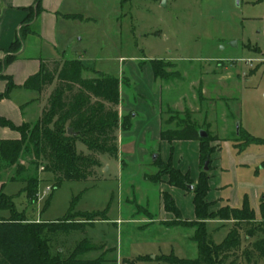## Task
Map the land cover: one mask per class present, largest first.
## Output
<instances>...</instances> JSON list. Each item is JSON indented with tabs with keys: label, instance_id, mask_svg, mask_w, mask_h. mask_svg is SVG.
Returning <instances> with one entry per match:
<instances>
[{
	"label": "rangeland",
	"instance_id": "1",
	"mask_svg": "<svg viewBox=\"0 0 264 264\" xmlns=\"http://www.w3.org/2000/svg\"><path fill=\"white\" fill-rule=\"evenodd\" d=\"M78 11L73 17L91 19L64 23L66 36L78 31L71 49L65 50L62 45L60 51L39 47L32 33L26 37L27 52H41L62 62L81 59L82 54V62L91 70L119 77L121 117H133L136 111L141 116L152 114L153 109L159 110L160 116L163 110L167 120L172 114L183 118L189 111L199 131L208 130L221 139L216 155L221 157L224 171L215 160L206 170L211 176V196L222 197L223 205L227 199L238 198L241 206L247 193L255 219L264 221V144L252 143L242 149L234 140H225L235 136L238 121L251 134L264 137V0H87ZM152 59L171 61L167 70L175 77L168 81L151 79ZM84 74L95 75L88 71ZM52 89L53 86L41 94L42 112ZM175 126L176 121L166 125ZM162 141L169 147L167 152L174 154L178 140ZM161 142L133 130L120 138L123 152L118 157L98 156L100 166L88 180H65L53 189V174L39 172L31 163L25 176L38 175L41 179L37 201L28 199L21 180L10 181L5 191L28 221L51 223L44 237L53 254L67 257L86 238L94 249L82 257H104L103 264H123L137 256L151 257L138 264H172L158 259L170 253L195 258L198 250L192 241L194 228L170 227L165 220H159L161 184L146 178V174L159 170L153 156L159 152ZM77 145L79 151L88 153L82 142ZM194 145L182 151V162L190 168L197 163L200 172L205 170V163H200L198 146ZM142 148L148 150L146 157L141 154ZM247 153L260 156L245 158L246 165L234 170L231 159L238 163ZM3 173L4 178L7 173ZM253 192H258L256 201L252 199ZM186 194L192 197L193 192L189 189ZM95 212H105L106 219L90 222L87 215ZM10 215V210L0 208V216ZM206 227L210 238L221 243L234 221L209 219ZM240 233V246L225 254L224 261L264 264V257L254 248L261 234L247 237V225L240 228Z\"/></svg>",
	"mask_w": 264,
	"mask_h": 264
},
{
	"label": "trees",
	"instance_id": "2",
	"mask_svg": "<svg viewBox=\"0 0 264 264\" xmlns=\"http://www.w3.org/2000/svg\"><path fill=\"white\" fill-rule=\"evenodd\" d=\"M25 24L20 30L12 51L5 61L16 57L24 40L29 34H38L33 25L36 17L42 12L41 0L31 7ZM154 78L168 81L175 77L167 70L173 63L165 59L150 60ZM93 72L94 76H85L84 72ZM15 84L9 82V89ZM26 88L44 93L45 89L53 86L48 102L41 117L34 124L24 122L15 125L11 120L0 116V124L9 126L20 132L16 139H4L0 142V174L12 172L11 177L26 182L25 191L31 202L37 201L41 179L38 175L25 178V172L30 164L35 163L37 169L49 172L54 176L53 189L59 187L65 180H88L95 168L100 166L101 154L114 157L119 155V132L128 131L133 126V119L129 115L120 116L118 106L121 103L120 79L96 69H90L81 59L61 60L45 59L40 71L29 78L24 85ZM161 111V139L170 142L174 140H197L200 143L201 164L209 160L218 145L213 142L221 141L220 137L206 130L207 136L200 135L199 126L191 118L189 111L186 116L179 118L172 114L167 120ZM168 112L172 113L171 109ZM176 121L174 128H167V124ZM239 133L227 140H234L235 145L244 149L252 143L264 144V137H258L245 130L240 121ZM71 127L73 133L68 132ZM82 142L88 153L79 151L78 142ZM29 163V166L26 163ZM159 166L158 172L146 176L156 183L168 178V183L189 190L188 185L194 184L188 173L175 168L171 161L164 162L160 155L153 161ZM264 167V161L262 162ZM210 175L202 170L198 183L194 184V205L197 219L185 220L174 198L168 192H163L164 207L173 212L175 218L166 221L170 227L182 225L194 228L192 241L197 243L198 256L195 258L178 257L174 253L162 255L158 259L172 264H228L224 255L241 244L240 228L247 225V237H254L258 233L261 238L254 242V248L264 257V221L255 219V211L249 201L241 207L223 205L217 211H210V203L206 200L210 190ZM0 208L8 209L11 215L0 218V264H103L104 257L83 258L85 252L91 251V243L84 239L67 257L60 253H51V247L44 231L48 226L44 222L28 221L24 213L16 209L13 197L0 191ZM73 213L67 217H71ZM65 217V218H67ZM90 222L106 219L105 212L87 215ZM233 220L234 227L228 232L221 243L213 241L207 231L206 223L209 219ZM71 223V222H69ZM69 225V224H68ZM51 226V225H49ZM48 226V227H49ZM71 224L70 227L74 228ZM53 229H51L52 231ZM151 257L137 256L127 259L123 264H138L139 261Z\"/></svg>",
	"mask_w": 264,
	"mask_h": 264
},
{
	"label": "crops",
	"instance_id": "3",
	"mask_svg": "<svg viewBox=\"0 0 264 264\" xmlns=\"http://www.w3.org/2000/svg\"><path fill=\"white\" fill-rule=\"evenodd\" d=\"M38 0H0V116L5 117L11 120L15 125H21L24 122H33L37 121L42 112L43 104L41 99V93L37 90L26 88L24 85L29 80L30 77L37 74L41 69L42 61L45 59H49L50 57H46L41 52L35 54H29L27 51L28 39H25L21 49L16 53V57L5 61V58L9 54H13L15 52L12 51V47L20 34V30L22 26L25 24V19L29 15L30 8L36 6ZM87 0H41L42 12L36 17L34 22V29L38 34H35L37 41L39 42V47H47L51 51H60L59 48L61 45L65 48V50L71 49L74 46V40L77 38L78 31L76 30V34L73 36H66V28L65 22L68 20H78L79 22H83L84 19L90 20V17H73L77 11L85 7ZM89 1V0H88ZM78 11V12H79ZM88 22V21H87ZM64 24V25H63ZM64 26V27H63ZM31 36V35H30ZM83 39V38H82ZM87 51V50H85ZM80 58L84 60V55L79 54ZM150 78H154L153 69L151 66V72H149ZM13 82L15 86L9 89V82ZM128 108V107H127ZM130 112H134L132 108H129ZM121 112L123 109L120 110ZM124 114V113H123ZM133 126L128 131H120L119 134V153L121 151L120 138L124 135H127L134 131H140L144 137L151 136L153 140H158L161 142V116L159 110H153L152 114L147 112L143 114V116L139 115V112L133 113ZM20 137V132L12 129L9 126H3L0 124V142L4 139H16ZM227 141V138H225ZM196 141V142H195ZM188 142V143H187ZM178 145L175 147V153L167 152L169 151V147L165 141L160 143L159 152L161 160L164 162L171 161L173 166L183 173H188L191 179L194 181V184L198 183L201 171L197 169V163L191 168L187 166V164L182 162V158L184 155L182 151L186 148L191 149L194 147V144H197L199 150V161H200V143L197 140H178ZM228 143V141L226 142ZM214 145H218L213 154L211 155L213 164L215 162H219V168L223 172L224 169L221 166V157L216 155V151L221 149V142L216 141L213 142ZM180 148L179 152L177 151ZM215 153V154H214ZM141 154L145 157L148 155V150L145 148L141 149ZM213 155H216L215 159H213ZM260 155H255L254 153H247L244 157V160L239 161L238 163L232 158V165L234 166V170H237V166L246 165L247 160L245 158L253 160L252 158H256ZM176 159H179L178 163ZM142 160V159H141ZM215 160V162H214ZM155 161V160H153ZM264 161V160H263ZM262 161V162H263ZM201 163V162H200ZM28 166V163H26ZM193 167V168H192ZM39 172H44L41 169ZM158 172V171H157ZM221 172V173H222ZM6 177H1L0 174V191H3L7 195L11 194L6 192L7 184L11 182H17L21 179H15L11 177V171L6 172ZM155 174V173H153ZM152 174H146V176ZM40 176V175H39ZM25 178H27L25 176ZM24 181V180H21ZM168 178L163 177V181L161 184V212L160 219L169 221L175 218V214L173 212L167 211L164 207L163 202V192H168L172 195L175 200L176 205L180 209L181 216L185 220L193 221L197 219L195 205H194V193L192 197H188L186 194V189L181 187H177L169 184ZM25 182V181H24ZM210 190L207 193L206 200L211 204L209 210L217 211L220 209L222 204V197L213 196L212 198V189H211V176L209 180ZM26 185V182H25ZM222 185V184H220ZM26 187V186H25ZM221 188V186H220ZM40 194V189H39ZM13 195V194H12ZM219 195V194H218ZM258 196V192L252 193V199L256 201ZM218 199H217V198ZM220 198V200H219ZM230 206L233 207H241L246 200L249 201V195L247 193L244 194V202L240 206V200L237 198L236 201L233 199H227ZM186 207V212H185ZM7 211L8 209H3ZM6 217V216H0ZM8 217V216H7ZM30 219V218H29ZM155 219V218H153ZM155 219V220H158ZM216 221H220L221 219H214ZM30 221L40 222L43 221L41 219H30ZM225 221V220H223ZM182 226V225H181Z\"/></svg>",
	"mask_w": 264,
	"mask_h": 264
},
{
	"label": "water",
	"instance_id": "4",
	"mask_svg": "<svg viewBox=\"0 0 264 264\" xmlns=\"http://www.w3.org/2000/svg\"><path fill=\"white\" fill-rule=\"evenodd\" d=\"M68 132L69 133H73V130H72L71 127L68 128ZM237 133H239V123L237 124ZM200 135L203 136V137H205V136H207V132L205 130H201L200 131ZM157 157H158V154L157 153L154 154L153 160H156ZM208 169H209V160H207L205 162V170H208ZM194 186H195L194 184H189L188 185V188L191 189V190H193L194 189ZM153 258H155V256Z\"/></svg>",
	"mask_w": 264,
	"mask_h": 264
},
{
	"label": "built area",
	"instance_id": "5",
	"mask_svg": "<svg viewBox=\"0 0 264 264\" xmlns=\"http://www.w3.org/2000/svg\"><path fill=\"white\" fill-rule=\"evenodd\" d=\"M48 191V190H47Z\"/></svg>",
	"mask_w": 264,
	"mask_h": 264
}]
</instances>
